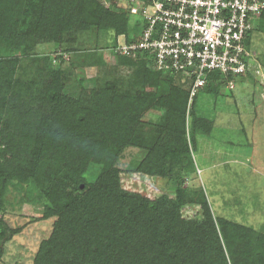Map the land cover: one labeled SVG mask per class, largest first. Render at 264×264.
<instances>
[{"label":"trees","instance_id":"obj_1","mask_svg":"<svg viewBox=\"0 0 264 264\" xmlns=\"http://www.w3.org/2000/svg\"><path fill=\"white\" fill-rule=\"evenodd\" d=\"M27 1L0 0V40L11 49L21 50L22 55L30 51L42 15H52L56 10L62 19L75 12L85 14L83 20L72 16L77 27L113 30L117 39L134 29L130 17L104 6L100 0H32L39 7L36 13L42 14L33 28L20 33ZM263 21L264 11L255 29ZM63 22L56 23V39H62L64 29L70 25ZM43 24L49 25L50 21ZM117 56L124 63L137 65L136 77L131 80L136 89L133 93H121L114 81V99L103 96L113 86L99 91L88 89L74 99L61 94L60 83H52L44 98L52 103L51 108L41 105L43 99L27 106L29 119L34 117L37 127L25 131L26 135L24 131L16 134L8 148L4 144L0 185L5 188L10 179H33L50 201L45 216H57L51 235L39 246L34 264H264V233L238 226L237 232H223L222 243L211 220L205 233L197 237V223L181 220L180 204L185 199L179 191L175 196L163 193L154 198L125 189V170L116 165L117 159L139 139L136 132L140 118L153 107L163 110L156 124L160 135L135 172L149 176L167 169L168 163L182 162V154L188 151L185 120L190 93L182 75L153 69L143 55ZM14 57H0V85L5 77H13L12 66L17 64ZM178 77L183 81L179 82ZM226 81L214 71L201 93L218 94ZM115 101L117 111L113 110ZM12 121L15 131L21 122ZM201 125L195 120L192 128ZM23 136L24 142L20 143ZM91 161L102 164V168L96 181L89 183L84 173ZM3 233L0 226V236Z\"/></svg>","mask_w":264,"mask_h":264},{"label":"rangeland","instance_id":"obj_2","mask_svg":"<svg viewBox=\"0 0 264 264\" xmlns=\"http://www.w3.org/2000/svg\"><path fill=\"white\" fill-rule=\"evenodd\" d=\"M36 9L39 7L32 0L26 2L27 14L19 26L20 33L35 26L42 14L36 13ZM77 14H67L63 19L57 10L52 15H42V21L49 20L50 24L36 23V35L27 55L0 40V57L17 58V64L12 66L13 77H5L0 85V160L4 144L8 148L16 134L24 131L26 135L25 131L37 127L38 121L34 117L29 119L27 106L35 99H43L41 105L52 107L44 99L52 83H60L61 94L74 99L88 89L99 91L113 86L103 93L107 100L114 99L116 87L121 93L136 90L131 80L136 77L137 65L124 63L115 53L118 40L115 32L77 27L72 16L79 20L86 17ZM61 20L70 25L64 29L63 38L56 39L54 35L59 29L56 23ZM135 26L132 32L139 33L140 27ZM119 40L123 42V38ZM250 48L258 53L261 65L258 68L253 65L245 81H237L233 90L222 87L218 94L203 91L195 104L193 101L188 105L185 120L188 151L182 154V162L170 161L167 169H158L159 172L149 176L135 172L160 135L156 124L161 121L163 110L158 107L149 109L140 118L136 132L139 139L126 147L116 162L125 170L127 191L154 198L163 193L175 196L176 190L179 191L185 199L180 204L181 220L197 223L200 228L197 237L205 233L212 220L222 243L223 232L226 229L237 232L238 226L264 233V21L253 31ZM114 81L119 83L116 87ZM115 105L116 101L113 110L117 111ZM13 119L21 122L15 131ZM195 120L209 129L202 125L192 128ZM101 168L102 164L91 161L84 173L86 181L95 182ZM0 201V226L4 228L0 236V264H34L42 240L51 235L57 220L55 215L45 216L50 201L33 179H10L5 188L0 185Z\"/></svg>","mask_w":264,"mask_h":264},{"label":"built area","instance_id":"obj_3","mask_svg":"<svg viewBox=\"0 0 264 264\" xmlns=\"http://www.w3.org/2000/svg\"><path fill=\"white\" fill-rule=\"evenodd\" d=\"M100 1L124 12L141 29L120 35L123 42L118 38L115 53L143 55L153 69L182 75L189 86V106L214 71L233 90L253 65L260 67L249 40L264 11V0Z\"/></svg>","mask_w":264,"mask_h":264},{"label":"crops","instance_id":"obj_4","mask_svg":"<svg viewBox=\"0 0 264 264\" xmlns=\"http://www.w3.org/2000/svg\"><path fill=\"white\" fill-rule=\"evenodd\" d=\"M252 34H253V32L251 33V37H252ZM250 45H251V44H250ZM257 54H258V53H257ZM259 60H260V59H259V56H258V61H259ZM259 63H260V61H259ZM260 65H261V64H260ZM252 67H254V66H252ZM256 67H257V66H256ZM257 68H258V67H257ZM245 78H247V77H244V79H245ZM244 79H243V80H244Z\"/></svg>","mask_w":264,"mask_h":264}]
</instances>
